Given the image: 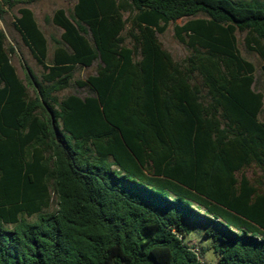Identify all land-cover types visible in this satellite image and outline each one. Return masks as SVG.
I'll return each instance as SVG.
<instances>
[{"label":"trees","instance_id":"obj_1","mask_svg":"<svg viewBox=\"0 0 264 264\" xmlns=\"http://www.w3.org/2000/svg\"><path fill=\"white\" fill-rule=\"evenodd\" d=\"M67 1L49 62L34 12L15 18L41 79H20L0 30V264H202L190 219L214 264H264V93L236 37L264 62V0ZM73 82L88 95L60 99ZM253 164L258 185L237 177Z\"/></svg>","mask_w":264,"mask_h":264},{"label":"rangeland","instance_id":"obj_2","mask_svg":"<svg viewBox=\"0 0 264 264\" xmlns=\"http://www.w3.org/2000/svg\"><path fill=\"white\" fill-rule=\"evenodd\" d=\"M25 1L26 0H19V3L11 10H8L5 16L0 19V30L5 35L6 47L14 48V53L11 54V62L16 68L18 76L28 84L27 77L29 76L31 79L33 78L32 75H29L28 70L30 72L32 70L38 79H41L43 68L32 56L28 47L24 44L20 33L14 27L15 18L19 16V9L22 7H28L34 12L36 21L48 40L49 59L47 62H49L52 59L55 50L53 38L59 39L63 30L52 22H48L47 18L51 19L58 9H64L66 10L67 15H70L75 2L67 0H40L32 4H27ZM128 15V13H125V17H128ZM186 20L187 19H182L176 22V24L183 25ZM174 26L175 24H170L163 34L158 35V39L163 48L172 54L173 59L177 62H181L188 57L192 51L186 44L180 42L175 37ZM124 35H126V33H124ZM245 35L246 33L236 32L238 50L244 59L254 64L256 69L255 76L257 79V89L264 93V62L255 51L247 48L245 44ZM127 45L131 46L130 40L127 41ZM96 70L97 63L90 68L79 67L74 72V81L85 80L88 76L96 74ZM29 94L33 97L37 94V89L34 84L29 86ZM70 94H78L85 97L88 95V91L86 89H78L73 82L70 88L59 93L58 96L60 99H63ZM260 120L264 121V111L260 116ZM243 174L248 177L252 184L258 185V183L262 181L263 170L253 164L243 169V171L238 172V179H240ZM55 209H57V201L56 198L53 197L50 210L52 211ZM188 225L191 228V235L188 237L187 241L200 252L202 264H214L216 261V254L211 247V240L203 236L206 225L205 222L190 219Z\"/></svg>","mask_w":264,"mask_h":264},{"label":"water","instance_id":"obj_3","mask_svg":"<svg viewBox=\"0 0 264 264\" xmlns=\"http://www.w3.org/2000/svg\"><path fill=\"white\" fill-rule=\"evenodd\" d=\"M29 75L31 76V72L28 70ZM53 125H55L54 119H53Z\"/></svg>","mask_w":264,"mask_h":264}]
</instances>
